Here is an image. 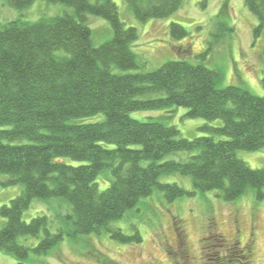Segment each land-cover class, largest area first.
Returning <instances> with one entry per match:
<instances>
[{
	"label": "trees",
	"instance_id": "obj_1",
	"mask_svg": "<svg viewBox=\"0 0 264 264\" xmlns=\"http://www.w3.org/2000/svg\"><path fill=\"white\" fill-rule=\"evenodd\" d=\"M6 1L21 10L38 0ZM42 1L66 4L75 14L0 26V176L7 177L0 185L24 186L21 195L0 209L5 219L0 252L24 264L32 252L47 254L66 237L102 230L121 243L139 244L143 238L138 230L127 236L112 224L157 191L168 203L209 192L227 203L250 192L264 200V169H253L237 156L264 149V96L240 86L222 88L218 71L186 60L138 72L132 45L139 31L120 19L115 0ZM126 1L140 23L169 18L185 2ZM208 2L202 0V5ZM245 6L258 19L256 40L264 32V0H245ZM88 15L107 20L113 38L95 46ZM169 31L178 40L189 33L178 23H171ZM262 54L264 60V48ZM174 107L187 109L185 118L223 124L205 125L200 128L205 136L187 139L159 116H131ZM85 119L95 120L73 122ZM181 152L191 155L166 160ZM104 171L110 172L111 183L101 191L97 180ZM173 174L191 177L193 190L161 182ZM35 199L56 201L58 213H65L26 222L24 213ZM215 229H209L208 237L212 264H249L248 247L228 242ZM20 237L40 241L27 246Z\"/></svg>",
	"mask_w": 264,
	"mask_h": 264
},
{
	"label": "rangeland",
	"instance_id": "obj_2",
	"mask_svg": "<svg viewBox=\"0 0 264 264\" xmlns=\"http://www.w3.org/2000/svg\"><path fill=\"white\" fill-rule=\"evenodd\" d=\"M115 2L120 19L139 31L140 38L132 45L140 64L138 72H152L169 61L186 60L218 71L222 76V88L240 86L256 96H264V32L255 40L254 29L258 26V19L246 8L245 0H209L206 6L202 5V0H185L181 10L171 17L146 23L135 18L126 0ZM65 14L74 15V9L66 4L38 0L20 10L11 7L8 1L0 0V26L18 19L36 22L41 18ZM171 23L185 27L188 36L181 40L172 37L169 31ZM87 25L92 30L95 46L113 38V30L107 20L88 15ZM186 113L187 109L174 107L163 111L134 112L131 116L137 120L159 116L163 122L177 126L181 136L187 139L205 136L200 129L205 125L220 127L223 124L221 120L208 122L201 118H185ZM190 155L176 153L167 156L166 160H187ZM237 156L253 169H264V149L239 151ZM64 161L77 165L68 158ZM6 179V176H0V181ZM97 182L101 191L108 188L110 172L104 171ZM161 182H175L186 190H193L191 177L173 174L163 176ZM23 188L22 184L0 185V209L21 195ZM57 207L56 201L35 199L23 218L26 222L39 215L54 218L59 212ZM137 208L113 223L112 228L122 229L127 236L138 230L143 238L139 244L121 243L108 231L102 230L77 238L66 237L47 254L32 252L24 264H212L209 247L212 242H208V237L209 229L214 227L228 242L238 240L242 247H248L251 253L249 264H264V200L257 201L255 192L232 203L217 198V192L199 193L168 203L163 193L157 191L141 200ZM62 210L58 215L65 213ZM4 222L0 215V229ZM39 241L31 237L19 238V242L27 246H37ZM0 264L19 262L13 256L0 252Z\"/></svg>",
	"mask_w": 264,
	"mask_h": 264
}]
</instances>
